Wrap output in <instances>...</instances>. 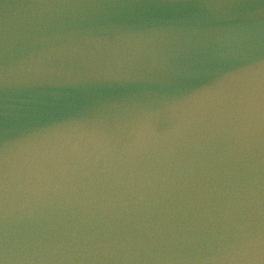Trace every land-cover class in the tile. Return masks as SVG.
<instances>
[{
  "label": "clouds",
  "instance_id": "clouds-1",
  "mask_svg": "<svg viewBox=\"0 0 264 264\" xmlns=\"http://www.w3.org/2000/svg\"><path fill=\"white\" fill-rule=\"evenodd\" d=\"M0 264H264V0L5 2Z\"/></svg>",
  "mask_w": 264,
  "mask_h": 264
},
{
  "label": "water",
  "instance_id": "water-1",
  "mask_svg": "<svg viewBox=\"0 0 264 264\" xmlns=\"http://www.w3.org/2000/svg\"><path fill=\"white\" fill-rule=\"evenodd\" d=\"M5 2L18 4L27 2V0H0V14L3 12V4ZM124 2L130 3H167V2H177V0H124ZM188 2H195V0H188ZM176 10H143L144 15L150 14H170ZM69 107L62 109L58 112L53 113L47 119L55 121L63 120H78L84 122H92L94 120H101L102 117L98 116L96 113L91 111L88 104H84L82 101H68Z\"/></svg>",
  "mask_w": 264,
  "mask_h": 264
}]
</instances>
